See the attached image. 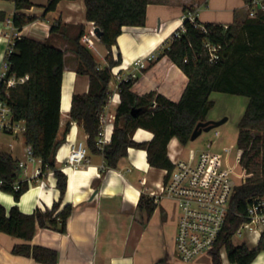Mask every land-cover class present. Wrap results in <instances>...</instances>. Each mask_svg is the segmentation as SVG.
I'll return each instance as SVG.
<instances>
[{"label": "trees", "instance_id": "trees-1", "mask_svg": "<svg viewBox=\"0 0 264 264\" xmlns=\"http://www.w3.org/2000/svg\"><path fill=\"white\" fill-rule=\"evenodd\" d=\"M62 1L48 0L44 16L57 10ZM252 8L253 0H242ZM255 1V0H254ZM264 1V0H260ZM150 0H85L86 20L95 23L103 32L100 43L108 50L107 66L100 67L93 53L82 45L81 38L87 32L80 26L71 39L72 51L78 63L76 72L89 79L87 94H75L70 110L71 121L78 123L88 136L87 147L93 154L103 155L107 167L116 169L119 161L128 155L130 148L147 151L151 167L167 170L174 165L168 155L169 143L177 138L185 146L200 122L208 120L213 108L210 98L219 92L248 98L244 115L238 124V161L242 167L241 184L235 189L231 202L232 213L228 216L225 230L217 245L212 249V264H223L222 251L230 264H254L264 251V232L258 245L250 249L235 245L233 238L246 221L248 206L257 198L264 197V12L257 9L255 16L231 24H202L196 18L197 26L185 20V32L176 38L173 35L165 43L156 60L167 58L187 77L188 84L179 101H172L156 91L144 95L134 90L135 80L119 83L120 104L116 111L111 144L103 150L97 146L101 132L100 116L106 111L112 92L113 68L122 64L120 54L113 48L124 27H144L147 22V8ZM35 5L29 0H15L16 12L11 18L13 34L6 51V79L0 80V99L11 107L13 120L24 124L23 136L26 145L32 146L35 156L42 161L45 173L53 172L59 201L53 208L44 211L36 209L32 214L23 213L16 205L7 210L0 205V232L23 243L15 244L12 254L32 258L39 264H57L59 254L55 249L31 244L39 229H51L67 233V225L73 213L71 205L61 207L66 192L68 177L57 167L56 154L60 146L57 141L61 122L62 84L65 71V51L51 44L16 33L38 18L23 13ZM188 9H185V11ZM7 22V16L0 11V22ZM203 25L206 31L202 30ZM64 28L61 19L52 24L51 34ZM181 31L178 29L179 32ZM221 45L219 62L212 63L206 52V43ZM24 83L7 87L6 80H20ZM134 110H139L137 116ZM70 129V123L66 132ZM144 129L153 134L149 142L134 140L135 132ZM18 161L8 153L0 152V188L13 196L16 203L29 190V183L20 180ZM166 177V182L169 176ZM19 184V189L15 185ZM138 207L149 216L156 209L152 198L142 196ZM62 208V210H60Z\"/></svg>", "mask_w": 264, "mask_h": 264}, {"label": "crops", "instance_id": "crops-1", "mask_svg": "<svg viewBox=\"0 0 264 264\" xmlns=\"http://www.w3.org/2000/svg\"><path fill=\"white\" fill-rule=\"evenodd\" d=\"M31 1L35 6L24 10L26 15L38 19L25 26L18 37H28L41 42H51L55 47L65 51V71L62 84L61 122L57 141V167L68 177L67 192L62 208L66 205L73 207V213L67 225V233L61 234L51 229H39L31 244L55 249L59 254L57 264H186L176 257L175 238L178 223V205L173 199L161 195L165 184L167 170L151 167L147 159V151L130 148L128 155L122 158L116 169L107 167L101 154L88 152V162L80 168L68 166V156L71 146L78 142H86L88 136L79 124L71 121L70 110L75 94H87L89 79L76 72L77 57L72 51L71 39L78 33L80 26L88 31L92 22L86 20L85 0L62 1L57 10L44 16V3ZM232 6H227L228 14L232 16L228 23H223L218 6L219 0H150L147 8V22L144 27H124L118 38V45L113 48L115 54H120L123 64H130L137 59L155 55L163 49L167 40L183 25V15L194 12L202 24H231L234 20H242L248 9L242 0H227ZM264 3V1H263ZM213 10V14H200L202 6ZM38 7V8H37ZM185 9H188L185 11ZM221 10V11H220ZM0 11L7 16V22H0V74L4 66V58L8 48L7 35H12L13 29L8 28L11 21L9 13L16 12L15 0H0ZM9 16V17H8ZM209 16V17H208ZM61 19L64 28L60 33L51 34L54 22ZM101 54L98 60L100 67L107 66L108 50L97 42ZM98 55V54H97ZM158 55V53H157ZM156 55V56H157ZM99 56V55H98ZM112 83V84H111ZM110 90L114 103H110L106 112L115 113L120 104V95L114 80ZM188 84L187 77L167 58L148 63L147 68L138 72L133 90L144 95L156 91L172 101H179ZM111 98V99H112ZM208 120H210L208 118ZM70 123V129L66 132ZM24 127L23 123H20ZM114 123L106 128L107 137L112 138ZM153 134L144 129L135 132L134 140L149 142ZM168 146L170 160H181L183 145L174 138ZM26 142L22 132V140L10 144L0 152L8 153L18 162L26 161ZM199 153V151H197ZM195 153L190 159H194ZM37 164H29L21 170L20 180L29 182V190L16 203L13 196L0 188V205L7 210L18 206L25 214H32L36 209L53 208L59 201L60 193L56 187L53 172L44 173L39 179H31ZM31 179V180H30ZM156 194L157 201L150 193ZM152 198L156 209L151 216L138 207L142 196ZM173 204V205H172ZM60 208V210H62ZM260 237L248 234V243L254 249ZM22 241L0 232V264H39L32 258L15 256L12 249ZM206 256H201L190 264H212ZM211 258V257H210ZM254 264H264L262 251ZM223 264H230L228 259Z\"/></svg>", "mask_w": 264, "mask_h": 264}, {"label": "built area", "instance_id": "built-area-1", "mask_svg": "<svg viewBox=\"0 0 264 264\" xmlns=\"http://www.w3.org/2000/svg\"><path fill=\"white\" fill-rule=\"evenodd\" d=\"M257 9L264 12L263 1L253 0L252 8H249L250 16L254 17ZM195 15L194 12L185 13L182 20H190L197 26ZM200 27L206 31L203 25H200ZM8 28L13 29L11 21L8 23ZM95 29L96 25L92 22L90 29L82 36L80 42L92 53L95 52L100 56L101 54L97 48V42L100 40L96 36ZM180 30L175 32L174 36L176 38L186 31L183 25ZM10 37L11 34L7 35L8 48H10ZM205 47L210 61L212 63L219 62L224 48L211 42H207ZM155 59L156 55L149 56L146 59H137L130 63L127 70L113 73V80L117 85L118 92L119 83L136 80L138 72L146 69L148 63L154 62ZM4 67L6 71L0 74V80L6 79L7 65L4 64ZM27 79L28 77L20 80L10 78L6 80V85L7 87H13L17 83H24ZM111 98L112 95L109 104L114 103L113 98ZM106 111L100 116L102 127L97 139V146L101 150L111 144V138L107 137L105 130L115 122L116 117L115 113ZM19 128L22 132L24 131V127L13 120L11 107L6 101L0 99V131L14 134L16 129ZM215 135L218 136L219 133L216 131ZM212 147V145H209L208 148L199 150L194 159L173 161L174 170L169 175L167 171L170 179L167 182L165 180L161 190L160 196H165L177 202L179 213L175 252L178 260L186 264L195 262L201 256L208 255L211 257L212 249L217 245L222 231L225 230L227 218L232 213L231 202L237 186L234 185L227 171L221 168V161L211 150ZM88 152L86 142L73 144L68 156V166L75 169L82 167L88 162ZM25 156L26 161L19 162L18 168L26 170L29 164H37L38 167H36L31 179L41 178L45 173L42 168V161L35 156L32 146H26ZM15 189H19V184L15 185ZM150 195L154 197L155 201L158 200L156 194L151 192ZM241 230H245L247 234L261 237L262 232H264V197L255 199L248 206L246 221L242 223L236 234L241 235Z\"/></svg>", "mask_w": 264, "mask_h": 264}, {"label": "rangeland", "instance_id": "rangeland-1", "mask_svg": "<svg viewBox=\"0 0 264 264\" xmlns=\"http://www.w3.org/2000/svg\"><path fill=\"white\" fill-rule=\"evenodd\" d=\"M33 1H36V3L38 4L43 3V0H33ZM45 2L46 0H44V3ZM10 3H12L13 5L14 0H10ZM232 5H233L232 2H228L227 0H219L218 6L224 12V13H220L221 15L220 18L223 23H228L229 21H231L230 16H232L231 15L232 9H230L231 11L228 14H226L225 11L227 9L229 10L227 6L230 7ZM204 12L210 13V15L213 14V10L211 8L210 10L207 9L205 5L202 6L200 12L203 19L205 18L203 16ZM248 14H249V8L243 14L242 16L243 19L241 21H243L246 17H248ZM9 16H8L9 18L13 17V15L11 16L10 13ZM99 49L101 50L102 48L99 47ZM157 53L158 54L160 53V49L158 50V52L155 53V55H157ZM94 54L96 53L93 52V55ZM95 56H97L96 58L100 60V62H102L100 56H98L97 54ZM157 57L158 56H156V58ZM129 67L130 64L126 65L122 63L121 65L113 68V73H119L121 71H125V69L127 70ZM5 71L6 69L3 66L2 72ZM211 97L212 98L210 99L213 102V108L211 109L208 118L212 121H220L224 118H227V121L221 126L212 129V131L203 132L202 135L199 136L195 141H190L187 145L183 146L182 148L183 153L181 155V160H186V161L191 160L190 158L195 153H197V151L199 150L201 151L203 149L208 148L209 145H212L213 147L211 148V150L219 157L221 161L220 162L221 168L227 171L234 185L238 186L241 184V181H243L242 167L238 161V155H237L238 136H239L238 124L246 110L248 104V98L243 96L228 95L219 92L212 93ZM216 131L219 133L218 136L215 135ZM19 140H22V130L20 128L16 129L14 134L0 131V144L2 149H6L10 144H15ZM247 241H248V234L245 230H241V235L236 234L233 238V243L235 245H243L247 243V246L253 247V245L249 244ZM205 258L207 259V261H211L210 256L207 255ZM226 260H227L226 251H222V261L226 262Z\"/></svg>", "mask_w": 264, "mask_h": 264}, {"label": "water", "instance_id": "water-1", "mask_svg": "<svg viewBox=\"0 0 264 264\" xmlns=\"http://www.w3.org/2000/svg\"><path fill=\"white\" fill-rule=\"evenodd\" d=\"M95 33H96V36H97L98 40H101L102 35H103V32L101 31V29L96 27ZM139 112H140L139 110H136V111L134 110L133 115L137 116ZM226 121H227V118H224V119H222L220 121L207 120L205 122H200L196 126V128H195L196 130H194V132L192 134L191 141H195L199 136L202 135L203 132L212 131V129L221 126Z\"/></svg>", "mask_w": 264, "mask_h": 264}]
</instances>
